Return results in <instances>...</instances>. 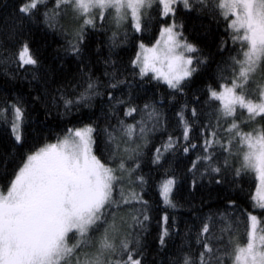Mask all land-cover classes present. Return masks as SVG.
<instances>
[{"label":"snow or ice","instance_id":"1","mask_svg":"<svg viewBox=\"0 0 264 264\" xmlns=\"http://www.w3.org/2000/svg\"><path fill=\"white\" fill-rule=\"evenodd\" d=\"M0 264H264V0L0 3Z\"/></svg>","mask_w":264,"mask_h":264},{"label":"trees","instance_id":"2","mask_svg":"<svg viewBox=\"0 0 264 264\" xmlns=\"http://www.w3.org/2000/svg\"><path fill=\"white\" fill-rule=\"evenodd\" d=\"M4 0H0V3H3ZM224 32V27H223V23L221 22L220 26L218 27L217 24L211 20V18L209 17H203V16H193L192 18L188 19L186 21V32L185 35L188 36V38L190 40H193L195 42H198V46L202 47L205 51V54H208L209 52L211 53H215V43H218L220 39H222L223 37L220 36V33ZM147 35V39L145 40V43L147 46H151L152 43H154V40H152L151 38V33L146 34ZM158 36V33H157ZM34 43L36 46L40 47L41 50L44 52L45 57L47 58V60L49 62H51V58L52 56L55 55L54 49L56 47H58V45H52L51 47H47V45L45 44V41L43 39V36L41 33L36 32L34 37H33ZM229 47H232V42L231 40H229ZM237 49L239 48V45H236ZM136 51H138V48L133 50L131 48V46H127L124 49L121 50V54L124 58V62L127 63L129 57H134ZM235 54V53H233ZM214 60H216L217 62L219 61V57H214ZM215 68V63L213 64V69ZM26 84L27 81H21L17 84V88L19 90H24L26 91ZM199 84V81H198ZM150 87V86H149ZM164 86L161 85V88H163ZM167 115L169 116L170 119H172L173 114H172V110L171 109H166ZM42 119V117H41ZM174 123V120H173ZM68 127H71V124L67 125ZM170 131H172V129H170ZM62 132V129H60L57 125H52V132L49 134L47 131L44 133L45 136H49V140L50 142H55L56 140V136L59 135ZM158 136L161 134H157ZM166 135V134H164ZM155 143H159L160 140L159 139H155L154 140ZM177 163H180V161L178 160ZM182 167V165H181ZM158 175V174H155ZM255 180L252 177V174H249L248 177H246L245 182H244V192L241 193V199H245L246 202L251 203L250 201H247V197L249 196V194H254L255 192ZM201 196L204 197H208L211 196L212 197V202L213 203H219V201L217 200V193L215 192V190L211 189V188H205L204 190H202V192L196 193L194 196L190 197L188 194V191L186 189V187L184 186H180V191L177 193V199H179L182 203L185 200L188 199H193L195 201V203L199 206V201L201 199ZM151 198L153 200H157L158 199V193H156L155 191L152 192L151 194ZM205 211H207V206H205L204 208ZM190 215H194L192 213L189 212L187 206H185L184 208H181L179 210V216L181 218V220H187L189 218ZM153 228H155V223H153ZM241 230H243V225H241Z\"/></svg>","mask_w":264,"mask_h":264},{"label":"rangeland","instance_id":"3","mask_svg":"<svg viewBox=\"0 0 264 264\" xmlns=\"http://www.w3.org/2000/svg\"><path fill=\"white\" fill-rule=\"evenodd\" d=\"M149 47H151V46H149ZM138 51H139V49H138ZM256 190V189H255ZM254 194H255V192H254Z\"/></svg>","mask_w":264,"mask_h":264}]
</instances>
